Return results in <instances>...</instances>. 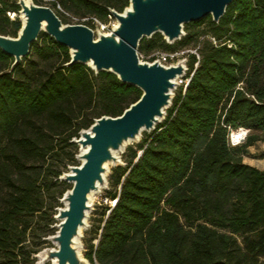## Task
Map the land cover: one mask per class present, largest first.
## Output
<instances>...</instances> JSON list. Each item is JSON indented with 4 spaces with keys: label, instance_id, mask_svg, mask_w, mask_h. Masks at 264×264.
Instances as JSON below:
<instances>
[{
    "label": "trees",
    "instance_id": "1",
    "mask_svg": "<svg viewBox=\"0 0 264 264\" xmlns=\"http://www.w3.org/2000/svg\"><path fill=\"white\" fill-rule=\"evenodd\" d=\"M51 4L70 23L63 11L105 20L128 0ZM18 9L1 0L0 34L17 35L19 18L6 11ZM192 23L184 29L205 23L200 35L208 38L198 58L187 53L188 81L165 119L126 148L125 166L111 169L114 189L104 198L114 205L104 204L85 242L93 264H264V170L242 161L264 141V0H233L217 23L210 16ZM191 40L186 33L169 45L154 34L137 50L177 51ZM28 55L11 69L0 50V264H35L42 238L53 233L49 201L71 187L58 176L77 164L72 138L141 94L111 73L66 65L68 49L44 33ZM240 128L250 134L230 144Z\"/></svg>",
    "mask_w": 264,
    "mask_h": 264
},
{
    "label": "water",
    "instance_id": "2",
    "mask_svg": "<svg viewBox=\"0 0 264 264\" xmlns=\"http://www.w3.org/2000/svg\"><path fill=\"white\" fill-rule=\"evenodd\" d=\"M233 0H128L117 11L109 8L116 24L108 33L95 31L83 23H64L55 11L33 0H17L20 28L16 36L0 34V50L11 57V69L28 55L30 44L40 33L68 49L70 60L89 67L95 74L107 72L141 94L117 116L102 115L78 131L72 142L78 146L75 159L58 180L70 184L59 199L53 215L55 233L44 237L54 247H44L33 255L35 264H93L81 250L82 230L93 210L92 195L108 189L110 168L123 167L120 153L138 143L143 132H152L166 116L185 78L187 58L164 64L141 60L138 46L142 39L160 34L171 45L185 36L184 25L210 16L218 22Z\"/></svg>",
    "mask_w": 264,
    "mask_h": 264
},
{
    "label": "rangeland",
    "instance_id": "3",
    "mask_svg": "<svg viewBox=\"0 0 264 264\" xmlns=\"http://www.w3.org/2000/svg\"><path fill=\"white\" fill-rule=\"evenodd\" d=\"M39 1H40V3L42 5L52 6L51 3L54 0H39ZM54 7H55V9H58V10L62 11L61 7L58 5L57 2H55V6ZM66 11H63L62 14L65 16V18L70 23H79V22L82 21V16H80V13H74L72 11H67L66 12ZM18 18H19V13H18ZM101 21L105 25H107L108 32L116 24V20L112 16L107 17L105 20H101ZM191 24H193V23H191ZM185 25H189V23L188 24H185ZM90 26L95 31V34H96V31L97 30L100 31V32H103V33H105L107 31V30L106 31L105 30L104 31L99 30L98 28H96L92 24H90ZM205 28H206V24L203 23V24H200V25H191V26H188L187 29H184L186 33H188V34L191 35L192 40L190 41L189 44H187L185 46H182L181 48H178L179 50L177 49V51H184V54L180 55L175 60V62L177 60H179V59H182V58H187L188 59V54L187 53H189L188 52L189 50H191V51L198 50V48L202 45V42L206 38H208L207 35H200V32L203 31V30H205ZM39 40L42 41L41 38ZM157 49H159V50L161 49L162 50L163 48L162 47H158ZM154 50H156V49H154ZM163 50H165V49H163ZM138 53H142L143 56H144V55H146L149 52H138ZM196 53H197V51H196ZM27 57L30 58L31 56L30 55H27ZM21 63L23 65H25L27 63V59H22L21 60ZM181 80H182V82L179 84V86L176 88V90H174V92L178 91V89L180 88V86H183L184 85L185 78H182ZM237 132H239V130L234 131V132H232L230 134L231 135V138H232V140H233L234 143H238L240 141L241 136H243L245 133L247 135L250 134V132L248 130L245 133H243V135L242 134L241 135H237ZM143 133H146V132H143ZM247 135H245V136H247ZM136 144L137 143H132L128 147L136 148ZM76 150H77V148H72V151L73 152H76ZM248 150H249V154L247 156H243L242 161L244 163H247V164H249L251 166H254V167H256V168H258L260 170H264V141L263 140H257V141H255L253 145H251V146L248 147ZM125 151H126V149L124 150L123 153H120L121 159H122L123 162H124L123 155H124ZM73 163H77L78 164L79 162L77 160H75ZM62 169L64 170L63 167H62ZM111 169L112 168H110V172L108 173V175L106 176V178H107V181H108V188L111 189V190H113L114 189V186L112 184H110V182H111V179H110ZM66 186H70V184L64 182L63 187H66ZM105 192H106V190H104L103 188H101V192L100 193H96V194H94L92 196L93 210L89 212V217L87 219V223L89 224V227L86 230H82V238H81V241H82L83 248L81 250V253H84V251L86 250V248H85V242L88 241V239L92 235L91 232H90V229L94 230V228L99 223L98 222V219L100 218V214L103 211L104 204H106V203H104L102 201L104 199V197H105ZM56 194H58V192H56ZM46 201L48 202V199L47 198H46ZM49 202H51V204L54 205L53 211H55L56 206L58 207V206L62 205L57 199H50ZM55 222H56V220L53 219L52 220V223L54 224ZM41 225H42V223H41ZM50 230H51V232L55 233L56 228L51 226V229ZM28 242H32V236H28ZM93 242L95 243L96 241L94 240ZM38 247L39 248L54 247V244L51 241H47V240H44V238H42L41 243L38 245ZM45 264H50V262H46Z\"/></svg>",
    "mask_w": 264,
    "mask_h": 264
},
{
    "label": "built area",
    "instance_id": "4",
    "mask_svg": "<svg viewBox=\"0 0 264 264\" xmlns=\"http://www.w3.org/2000/svg\"><path fill=\"white\" fill-rule=\"evenodd\" d=\"M17 2V0H15ZM56 2V1H55ZM0 6H1V0H0ZM18 10H7L6 11V15L8 16L9 19L14 20L15 18L18 17ZM79 23H83V24H92L93 26H95L96 28H98L99 30L102 31H106L105 33H108V27L107 25H105L101 20H99L97 17L92 16V15H88V16H82V21ZM92 28V27H91ZM93 29V28H92ZM189 53H193L196 55V57L198 58V54L196 53V51H188ZM184 54V51H165V50H152L151 52L147 53L146 55L143 56L142 53H138L139 58L141 60H148V61H152V60H158L161 63L164 64H170V63H174L175 60L180 56ZM185 81H188V78L185 79ZM179 82L181 83L182 80L180 79ZM231 133V132H230ZM246 133L241 136L240 141H242L245 137ZM229 143L232 145H235L237 143H234L231 135H229ZM239 143V142H238ZM104 203H108L110 202V205L113 206L114 202L107 200L106 198H104L102 200Z\"/></svg>",
    "mask_w": 264,
    "mask_h": 264
},
{
    "label": "bare ground",
    "instance_id": "5",
    "mask_svg": "<svg viewBox=\"0 0 264 264\" xmlns=\"http://www.w3.org/2000/svg\"><path fill=\"white\" fill-rule=\"evenodd\" d=\"M42 5V4H41ZM47 6V5H46ZM247 131V129H244V128H240L239 129V132H237V135H243V133H245ZM236 134V133H235ZM236 139V138H235ZM237 142V141H236ZM93 196V195H92Z\"/></svg>",
    "mask_w": 264,
    "mask_h": 264
}]
</instances>
